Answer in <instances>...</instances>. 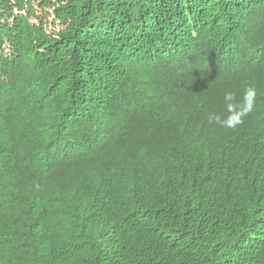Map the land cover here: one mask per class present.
<instances>
[{"label":"trees","instance_id":"obj_1","mask_svg":"<svg viewBox=\"0 0 264 264\" xmlns=\"http://www.w3.org/2000/svg\"><path fill=\"white\" fill-rule=\"evenodd\" d=\"M0 264H264V0H0Z\"/></svg>","mask_w":264,"mask_h":264}]
</instances>
